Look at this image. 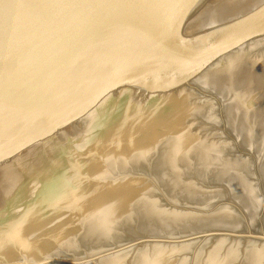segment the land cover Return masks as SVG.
Returning <instances> with one entry per match:
<instances>
[{"label":"water","instance_id":"water-1","mask_svg":"<svg viewBox=\"0 0 264 264\" xmlns=\"http://www.w3.org/2000/svg\"><path fill=\"white\" fill-rule=\"evenodd\" d=\"M0 264H264V0H0Z\"/></svg>","mask_w":264,"mask_h":264}]
</instances>
